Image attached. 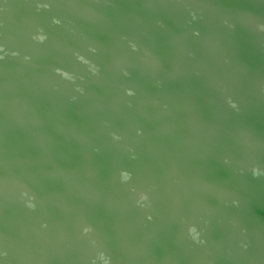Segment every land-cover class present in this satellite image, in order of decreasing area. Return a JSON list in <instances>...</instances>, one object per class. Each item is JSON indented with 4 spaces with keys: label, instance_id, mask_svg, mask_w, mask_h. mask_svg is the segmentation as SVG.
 <instances>
[{
    "label": "water",
    "instance_id": "water-1",
    "mask_svg": "<svg viewBox=\"0 0 264 264\" xmlns=\"http://www.w3.org/2000/svg\"><path fill=\"white\" fill-rule=\"evenodd\" d=\"M0 264H264V0H0Z\"/></svg>",
    "mask_w": 264,
    "mask_h": 264
}]
</instances>
